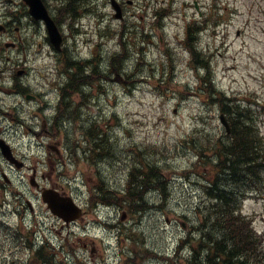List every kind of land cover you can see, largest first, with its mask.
<instances>
[{"label":"rangeland","instance_id":"obj_1","mask_svg":"<svg viewBox=\"0 0 264 264\" xmlns=\"http://www.w3.org/2000/svg\"><path fill=\"white\" fill-rule=\"evenodd\" d=\"M51 1L59 4V0ZM135 1L138 6L128 8L131 29L127 37L77 35L69 38V45L77 44L78 53L84 57H91L92 52L107 59L116 51L120 54L113 63L121 74L120 80L106 79L99 103H91L92 107L84 111L85 115L90 113L92 119L96 118L100 132L107 131L105 151L110 144H114L115 149L103 154L117 155V161L111 163L105 159L107 162H102L80 129L81 124L73 121L69 136L63 132L57 137L69 143L73 156L52 175L90 208L89 190L101 183L99 169L114 189L124 187L130 161L139 157V152H145L149 157L156 156L173 191L165 200L158 193H150L147 199L151 207L135 216L125 212L124 218L123 208L102 210L101 218H114L121 225L119 231L91 223L93 233L86 236L81 223L74 226L76 233L69 231L68 244L59 237V243L55 239L60 249L64 245L57 256L61 264H162L163 253H172L179 240L195 225L197 208L205 203L203 176L196 170L207 171L210 157L198 158L190 143L198 138L220 137L224 135V128L219 120V105L211 104L208 101L211 98L201 93L200 76L204 71H197L188 62L190 55L184 45L188 22L210 20L205 24L209 28L198 35L197 45L211 55L210 68L218 88L229 97L253 104L261 113L259 124L264 136V0H198L200 10L192 6L195 0H154L151 12L144 14V19L138 13L147 10L146 2ZM163 3L164 18L154 23L153 11ZM186 3L191 8H187ZM91 7L93 12L82 22L89 32H94V18H98L101 11L107 14L111 11L107 3L103 6V0H92ZM131 12L136 15L132 16ZM61 19L66 35H71L73 26L67 22L66 12L62 11ZM108 19L112 28H119V21L109 14ZM214 19L218 22L213 23ZM153 24L155 29H152ZM149 27L153 35H140L144 28L148 33ZM24 33L31 35L32 30L25 28ZM123 57L127 58L122 60ZM40 60L37 58L35 64L31 60V64L43 63L37 67H46V62ZM77 149L78 154H75ZM96 160L100 161L99 166ZM243 213L254 218L255 227L264 236V192L248 196L243 203ZM45 222L49 226L52 220L43 217L42 224ZM69 229L64 230L66 236ZM95 236L103 237V241ZM95 246L97 251L92 252ZM262 246L264 248V241Z\"/></svg>","mask_w":264,"mask_h":264},{"label":"trees","instance_id":"obj_2","mask_svg":"<svg viewBox=\"0 0 264 264\" xmlns=\"http://www.w3.org/2000/svg\"><path fill=\"white\" fill-rule=\"evenodd\" d=\"M209 85L213 91L211 101L221 103L229 114L231 133L209 138L208 145L203 144L202 149L197 145L199 158L209 155L212 160L209 158L207 171L196 170L203 176L201 182L206 202L198 206L195 225L179 240L173 253L162 255V263L264 264V239L251 227V219L241 213L247 194L264 190L261 175L264 143L251 109L242 103H229L230 100L217 91L211 81ZM101 135L104 136L99 132L89 133L90 140L98 139L96 146H99V140L103 142ZM144 153L139 152V157L132 160L125 198L113 197L114 192L102 182L101 191L106 203L121 200L120 204L125 202L127 210L136 214L150 207L145 199L148 191L158 192L164 200L170 197L173 186L165 178L156 156L149 157Z\"/></svg>","mask_w":264,"mask_h":264},{"label":"flooded vegetation","instance_id":"obj_3","mask_svg":"<svg viewBox=\"0 0 264 264\" xmlns=\"http://www.w3.org/2000/svg\"><path fill=\"white\" fill-rule=\"evenodd\" d=\"M121 7L123 9L122 4ZM25 14L26 8L22 6L20 11L11 13L12 20L6 23L9 31L7 41L12 43V47L8 49L23 53L24 58L27 48L22 43L19 27L15 26L12 31L11 25ZM54 17L57 19L55 15ZM57 21L60 23L58 19ZM45 39L46 42L49 41L48 37ZM68 55L66 47L60 51L50 48L43 52V59L48 61V64L44 68H38L35 74L30 72L32 69L27 70L23 67L26 62L20 61L23 60L22 58L18 61L15 59L11 66L0 71V90L9 93V97L19 99L16 103L6 106L0 99V139L8 142L13 155L23 161V169L28 167L31 170L30 175L21 176L19 179L4 175L3 149L0 148V264H51L53 262L55 242L51 239V230L49 228L43 230L41 226L42 215L47 214L49 210H44L39 206V202H41V192L45 188L59 189L58 182L52 176L49 177L43 172L41 174L38 170V166L42 163L39 158L41 152L36 161L33 160L32 165L29 166L31 158L28 157L27 152L31 149V144L23 145L25 149H20L13 142L23 137L32 139L33 127H35L39 129V136L44 137L41 139L42 148L48 150L47 164L51 165L53 162L51 156L53 151L62 155V146H64L65 158L71 159L72 149L69 143L66 141V144L60 145L61 142L57 139L59 134L66 132L68 135L69 132L68 127H61L63 122L65 126L66 120L58 115L63 110L59 104H71L79 100V97L72 95L74 71ZM6 58L11 60L10 55ZM19 74L22 76H18ZM85 74L88 76L89 72L86 71ZM5 123L6 126L14 128V134L10 133V138L2 125ZM59 123H61L60 126H58ZM61 161L64 162V160ZM8 164L15 168L9 162ZM59 190L66 193L63 186ZM36 199L37 202H35ZM97 212L95 210V213ZM94 215L97 214H93L90 220L95 219ZM73 224H78V220L70 222L67 226Z\"/></svg>","mask_w":264,"mask_h":264},{"label":"water","instance_id":"obj_4","mask_svg":"<svg viewBox=\"0 0 264 264\" xmlns=\"http://www.w3.org/2000/svg\"><path fill=\"white\" fill-rule=\"evenodd\" d=\"M38 5L39 4H33L34 8H38ZM45 16L48 18L47 15H45ZM221 119H222V122L227 126V128L229 130V125H228V123L225 120L223 115L221 116ZM47 200H48L51 208L53 209V211H55L59 215L64 216L65 218L71 217V216H69V213L66 210H70V211L72 210V212H73V209H74V211H77L76 207L72 204V202L60 199L57 196H51V197L49 196ZM67 202H69V203H67ZM73 216H75V215H73Z\"/></svg>","mask_w":264,"mask_h":264}]
</instances>
